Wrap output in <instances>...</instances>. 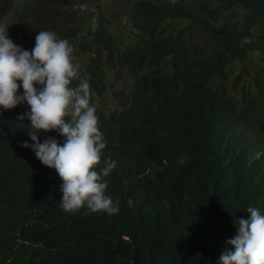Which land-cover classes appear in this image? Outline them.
I'll use <instances>...</instances> for the list:
<instances>
[{
  "label": "clouds",
  "instance_id": "9594fccd",
  "mask_svg": "<svg viewBox=\"0 0 264 264\" xmlns=\"http://www.w3.org/2000/svg\"><path fill=\"white\" fill-rule=\"evenodd\" d=\"M85 1L16 0L9 17L0 20V109L20 120L12 138L0 130V190L20 180L33 189L40 186L41 195H55L57 216L63 213L71 227L82 230L83 260L88 239L111 237L131 243L111 257L112 264H135V244L144 253L141 264H264V174L262 183L239 191L248 175L260 173L251 169L234 177L227 156L232 146L251 141L252 161L264 165L261 137L245 134L249 127L220 123L234 129L236 137L198 160L199 168L188 156L185 118L159 121L140 112L145 126L115 123L108 111L123 98L120 76L129 82V75L119 64L115 41L112 53L109 42L100 43L89 63L98 13L93 0ZM121 1L113 0L119 14ZM23 12L44 17L31 30L28 46L19 42L12 22ZM249 42L245 37L242 44ZM169 123L171 130L164 129ZM131 132L143 135L145 147L158 135L169 136L177 163L166 179L149 182L144 177L148 168L142 173L117 158ZM36 222L26 220L23 228L41 251L38 263L50 264L56 248L41 231L44 224ZM59 250L61 264H76L67 244ZM11 261L0 249V264Z\"/></svg>",
  "mask_w": 264,
  "mask_h": 264
},
{
  "label": "trees",
  "instance_id": "16d2710c",
  "mask_svg": "<svg viewBox=\"0 0 264 264\" xmlns=\"http://www.w3.org/2000/svg\"><path fill=\"white\" fill-rule=\"evenodd\" d=\"M93 1L98 14L95 38L88 46L92 50L89 63L95 61L100 43L109 42L112 53L115 39L126 42L122 50L115 46L120 52L119 64L129 75V82L120 76L123 98L108 111L115 123L145 126L140 112L159 121L185 118L189 121L188 156L199 168L198 160L210 158L236 137L234 129L220 123L249 127L245 134H258L264 144V0H122L117 4L121 13L117 20H107L103 0ZM41 18L42 13L35 17L23 12L12 19L19 29V42L28 46L31 30ZM245 37L250 42L242 44ZM10 113L0 109V130L8 138L17 132L20 121ZM164 129L171 130L170 123ZM168 138L158 135L150 147H145L143 135L131 132L123 144L129 149L121 146L124 151L117 149L116 156L142 173L148 168L144 177L149 182L164 180L177 163L176 148ZM227 156L234 177L251 169L260 173L248 175L239 191L263 182L264 165L261 160L252 161L255 153L251 141L232 146ZM40 190V186L33 189L20 180L0 190V249L4 258L12 256L8 264H39L41 251L34 244V235L23 228L29 219L44 224L41 231L56 248L50 264H61V245H68L76 264H112L111 257L130 247L131 243L111 237L88 239L83 260L82 230L71 227L63 213L57 216L61 210L55 195H41ZM23 239L31 245L20 242ZM143 255L135 244L134 263L141 264Z\"/></svg>",
  "mask_w": 264,
  "mask_h": 264
},
{
  "label": "rangeland",
  "instance_id": "374dc122",
  "mask_svg": "<svg viewBox=\"0 0 264 264\" xmlns=\"http://www.w3.org/2000/svg\"><path fill=\"white\" fill-rule=\"evenodd\" d=\"M15 1L16 0H0V20H6L9 17L15 5ZM104 5L108 20H117L119 17H121V13L119 14V11L114 8L113 0H104ZM125 43V40L121 38L115 40V45L117 47H122L123 45H125ZM76 51L78 53V60L82 61L84 54H82L81 52V47H77ZM83 65L84 63H80V66ZM229 84L232 85V83Z\"/></svg>",
  "mask_w": 264,
  "mask_h": 264
}]
</instances>
